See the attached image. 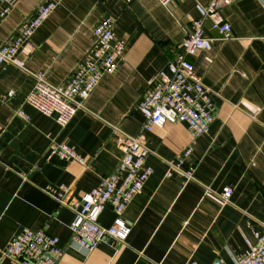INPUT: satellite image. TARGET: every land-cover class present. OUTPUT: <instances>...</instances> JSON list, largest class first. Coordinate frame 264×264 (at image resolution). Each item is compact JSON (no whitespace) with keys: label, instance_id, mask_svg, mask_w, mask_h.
Wrapping results in <instances>:
<instances>
[{"label":"crops","instance_id":"crops-1","mask_svg":"<svg viewBox=\"0 0 264 264\" xmlns=\"http://www.w3.org/2000/svg\"><path fill=\"white\" fill-rule=\"evenodd\" d=\"M210 1L172 0L164 6L159 0H63L19 53L23 67L1 65L0 91L15 93L0 99V264H19L1 257V250L24 227L59 237L57 264H212L218 257L233 264L246 251V238L264 230V0H234L221 9L232 26L230 39L204 22L215 40L192 61L216 105L209 133L196 136L184 122L146 131L137 108ZM43 2L14 0L0 23V39H13ZM105 16L115 19L114 40L125 44L118 68L62 128L25 102L34 74L64 84L95 45L93 27ZM125 135L141 136L154 172L123 213L131 226L128 238H106L89 251L72 240L74 211L45 187L66 184L70 196L80 198L117 169ZM52 139L75 147L86 166L52 155ZM180 157V169H173ZM227 185L234 192L223 201ZM115 218L108 203L99 222L110 226Z\"/></svg>","mask_w":264,"mask_h":264},{"label":"built area","instance_id":"built-area-1","mask_svg":"<svg viewBox=\"0 0 264 264\" xmlns=\"http://www.w3.org/2000/svg\"><path fill=\"white\" fill-rule=\"evenodd\" d=\"M62 1L44 0L34 17L20 28L13 39L8 42L0 39V67L5 62L23 67L19 53L26 47L36 29ZM171 1L159 0L164 6ZM233 1L211 0L205 7L203 16L191 21L189 31L178 45V50L174 51L167 69L159 71L137 104L145 118L143 128L146 131H151L165 122H184L196 136L209 133L216 117V105L209 88L196 73L192 57L200 49L211 48L215 40L205 33L206 20H210L213 29L219 32L221 38L230 39L233 36L231 24L220 13L224 6ZM13 2L14 0H0V23L11 12ZM114 30L115 19L112 16L103 17L93 27L95 45L72 70L67 81L54 86L46 81L43 74H34L36 82L25 102L42 114L53 116L62 128L67 127L82 106L83 100L90 96L105 76L115 73L118 68V60L125 44L123 40H114ZM14 93L13 89L0 91V99L6 101ZM17 114L25 120L29 119L23 109H19ZM121 145L123 156L117 169L112 174L103 176L96 187L83 193L80 198L70 196L71 188L66 184H49L45 187L60 204L74 211L72 240L89 251L106 238L121 242L128 238L131 226L123 218V213L154 172L153 167L146 161L148 148L141 136L125 135L121 139ZM191 151L190 145L184 155H189ZM50 153L61 159L77 161L84 166L87 164L86 158L65 142L52 139ZM183 161L180 157L172 164L173 169L179 170ZM185 174L189 176L190 173ZM169 175L171 172H168ZM233 192L232 186L224 187L221 193L223 201H229ZM108 203L113 205L116 218L112 225L104 226L99 222V217ZM253 236V240L246 238L248 247L233 264H264V230L253 231ZM59 242L58 236L44 229L24 227L1 250V257L12 258L19 264H57L62 255ZM186 264L197 263L190 260ZM212 264L228 263L224 258L218 257Z\"/></svg>","mask_w":264,"mask_h":264}]
</instances>
